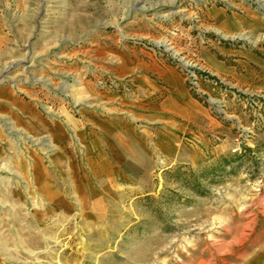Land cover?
Here are the masks:
<instances>
[{
    "label": "rangeland",
    "instance_id": "1",
    "mask_svg": "<svg viewBox=\"0 0 264 264\" xmlns=\"http://www.w3.org/2000/svg\"><path fill=\"white\" fill-rule=\"evenodd\" d=\"M213 9L264 27V0H0V264H264V28L227 32ZM149 57L186 76L203 142L100 174L75 154L78 93L121 90L119 61ZM18 104L66 128V159L16 124Z\"/></svg>",
    "mask_w": 264,
    "mask_h": 264
},
{
    "label": "crops",
    "instance_id": "2",
    "mask_svg": "<svg viewBox=\"0 0 264 264\" xmlns=\"http://www.w3.org/2000/svg\"><path fill=\"white\" fill-rule=\"evenodd\" d=\"M212 16L227 32L243 27L249 30L264 28L255 17L229 16L217 9L212 10ZM204 61L220 77L245 78L238 76L235 67L213 57ZM256 63L264 68V62L256 60ZM115 72L121 90H97L94 85H86L78 93L91 100V108L83 111L81 120L69 118L77 138L76 156L81 153L87 162L99 163L97 170L100 174L122 177L125 174L121 163L139 161L140 156L146 159L150 146L161 156L171 158L180 146L189 144L190 139L202 144L199 143L202 139L199 123L207 117V110L191 93L182 71L162 59L149 57L122 59ZM16 107L13 114L16 124L33 135H46L48 140L43 142L53 144L54 152L66 159L72 147L66 128L60 122H45L27 105L18 104ZM102 108L107 113L100 111ZM41 166L37 159L31 171L35 182L43 189L46 187L45 173L41 172Z\"/></svg>",
    "mask_w": 264,
    "mask_h": 264
},
{
    "label": "built area",
    "instance_id": "3",
    "mask_svg": "<svg viewBox=\"0 0 264 264\" xmlns=\"http://www.w3.org/2000/svg\"><path fill=\"white\" fill-rule=\"evenodd\" d=\"M192 76H194V75H192ZM195 77V79H196V76H194Z\"/></svg>",
    "mask_w": 264,
    "mask_h": 264
}]
</instances>
